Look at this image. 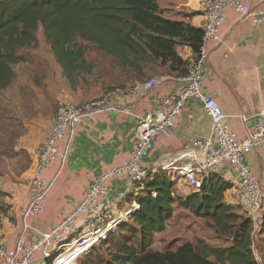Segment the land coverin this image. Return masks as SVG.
<instances>
[{"label":"trees","instance_id":"trees-1","mask_svg":"<svg viewBox=\"0 0 264 264\" xmlns=\"http://www.w3.org/2000/svg\"><path fill=\"white\" fill-rule=\"evenodd\" d=\"M40 27L73 84L88 60L84 41L112 60L114 80L122 87L148 79L154 69L183 76L203 40L202 27L163 16L157 0H0V161L16 159L21 171L31 166L32 158L26 149L17 148V142L27 131L25 120L37 114V95L29 84L19 86L24 115L1 95L16 83V65L27 63L33 86L53 99L48 94L46 68L38 66L43 59L35 53ZM183 45L191 48L192 58L180 53ZM175 185L165 171H157L138 196L128 195L130 202L139 201V210L73 264H263L253 244L257 247L262 232L264 243V212L255 221L237 201H226L232 182L214 173L200 189L192 188L186 195L177 194ZM7 194L0 189V217L9 210L1 199ZM175 202L206 219L215 236L226 243L215 245L196 238L176 248L155 249L154 236L165 230Z\"/></svg>","mask_w":264,"mask_h":264},{"label":"crops","instance_id":"crops-1","mask_svg":"<svg viewBox=\"0 0 264 264\" xmlns=\"http://www.w3.org/2000/svg\"><path fill=\"white\" fill-rule=\"evenodd\" d=\"M240 1L253 12L264 8V0ZM157 2L163 16L201 27L204 0ZM178 50L185 58L193 57L187 45L179 46ZM203 65L204 93L216 99L227 115L231 129L239 139H245L257 122V113L264 111V23H254L249 16L226 8L218 38L208 42ZM151 73L153 76L148 79L158 78V86L135 95L115 97L110 110H101L89 124L78 126L71 138L69 135L63 139L61 150L64 156L53 161L45 172L49 183L45 212L28 220L29 231L42 232L51 228L74 208L87 188L106 168L122 164L129 158L136 145L138 117L156 107L161 98L168 96L181 84V76L162 74L155 69ZM129 85L132 84L126 86ZM55 114L56 108L37 109L36 115L25 120L27 131L18 139L17 148H24L30 153L32 164L21 174L19 170L18 173L11 170L16 180L10 177L7 182L4 179L6 174H0V179L3 178L5 182L3 185L0 180V189L8 193L1 199L9 206L8 212L0 217V236L10 246L15 244L23 230L19 209L29 200L34 151L51 127ZM214 137L212 120L205 112L202 101L191 98L186 101L172 128L171 137L155 138L144 159L153 171L152 176L159 170L165 171L176 181L177 194L186 195L193 189L173 167L193 162L190 153L195 140L204 141ZM8 160L15 164L17 162L16 159ZM244 162L254 171L264 189V149L252 150L246 154ZM216 173L232 182V188L225 193V200L236 203L240 186L236 168L223 162ZM131 189V178L124 176L115 179L111 184L109 198L104 202L105 208L102 206L100 209L102 216H115L130 203L128 194ZM173 205L175 208L178 203ZM260 238L263 240V232ZM261 240L259 245L263 243Z\"/></svg>","mask_w":264,"mask_h":264},{"label":"built area","instance_id":"built-area-1","mask_svg":"<svg viewBox=\"0 0 264 264\" xmlns=\"http://www.w3.org/2000/svg\"><path fill=\"white\" fill-rule=\"evenodd\" d=\"M226 8L249 16L254 23H264V8L253 12L240 0H204L200 52L189 62L185 74L180 78V86L161 98L156 107L138 117L136 145L129 158L122 164L106 168L87 188L74 208L51 228L31 232L28 220L45 212L49 187L45 172L53 161L64 156L61 150L63 139L69 135L71 138L78 126L89 124L101 110H110L115 97L151 90L160 81L152 77L129 86H117L103 96L83 104L68 99L59 104L51 127L34 151L29 200L19 209L23 230L12 246L0 238V264H72L95 244L107 239L119 224L128 220L140 208L139 201L134 199L121 208L117 215L103 217L100 209L102 206L105 208L104 202L109 198L112 182L119 177H129L132 182L129 194H140L153 173L144 156L151 149L155 138L171 137L172 128L186 101L191 98L202 101L205 112L211 117L215 137L204 141L195 140L190 153L193 162L190 165L174 166L173 169L196 190L203 186L205 178L217 172L221 163L227 162L236 168L240 177L237 202L255 221L261 220L264 189L244 158L252 150L264 149V111L257 113V122L248 136L239 139L216 99L202 89L207 45L210 40L218 38ZM152 194L157 195L155 191Z\"/></svg>","mask_w":264,"mask_h":264},{"label":"rangeland","instance_id":"rangeland-1","mask_svg":"<svg viewBox=\"0 0 264 264\" xmlns=\"http://www.w3.org/2000/svg\"><path fill=\"white\" fill-rule=\"evenodd\" d=\"M37 35L40 44L35 53L41 57L40 59L44 60L39 62L38 66L46 68L48 75L47 82L49 84L48 94L49 96L51 94L53 99L46 98L41 90L33 86V83L28 78L29 66L27 63L17 64L15 67L18 74L16 83L11 88L3 91L1 98L7 101L19 115L25 114V108L19 92L21 84H29L35 89L37 95L36 108L38 110L54 109V106H56L57 110L59 104L67 99L77 104H83L102 96L109 89L119 86L114 80L115 72L112 67V60L98 53L94 49V46L87 41H84L82 46L87 53L86 58L88 60L86 61V65H84V69L76 73L75 83H71L65 76L63 67L58 63L51 51L42 27L39 28ZM14 164L13 161L8 159L0 161V170L4 175L6 174L4 179L6 178L5 181L7 182L10 181V177L15 179L11 175V170L14 169L16 173L19 170L20 174L24 172L17 166V162ZM4 179H0L3 185H5ZM30 181L31 186L33 183L32 177ZM196 238H204L215 245L226 243L223 239L215 236L213 231L208 227L206 219L197 217L189 210L179 208L177 205L173 217L167 222L165 230L155 234L153 247L155 249L176 248L181 243L195 240ZM255 250L259 252H257V255L259 254L258 256H260L261 262L264 264V243L260 245L257 243Z\"/></svg>","mask_w":264,"mask_h":264},{"label":"water","instance_id":"water-1","mask_svg":"<svg viewBox=\"0 0 264 264\" xmlns=\"http://www.w3.org/2000/svg\"><path fill=\"white\" fill-rule=\"evenodd\" d=\"M114 232V231H113ZM113 232H111L110 234H112Z\"/></svg>","mask_w":264,"mask_h":264}]
</instances>
